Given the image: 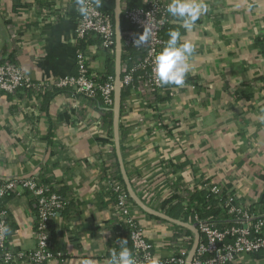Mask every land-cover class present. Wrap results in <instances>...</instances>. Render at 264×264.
Segmentation results:
<instances>
[{
  "label": "crops",
  "instance_id": "0c3cea01",
  "mask_svg": "<svg viewBox=\"0 0 264 264\" xmlns=\"http://www.w3.org/2000/svg\"><path fill=\"white\" fill-rule=\"evenodd\" d=\"M65 1L0 0V63L16 61L35 82L77 74L75 13L59 19L60 12L51 10ZM135 1L143 6L147 0ZM198 2L207 11L191 31L176 19L165 31L166 40L175 30L180 33L178 45H192L185 77L188 87L166 85L163 93L149 99L131 91L121 96V157L114 111L102 102L89 103L73 90L44 95L37 102L40 106L31 95L0 94V181L38 177L45 170L68 201L51 223L63 257L49 264H82L84 259L107 264L108 246L116 238L112 229L116 209L103 197L106 167L121 176L132 199L125 170L138 197L164 215L169 208L164 203L175 197L171 176L189 191L201 180L208 181L225 186L251 207L264 204V0ZM126 7V0H121L122 13ZM87 48L92 72L108 74L111 59L116 69V49L111 56L97 44ZM126 59L122 46L121 72ZM58 146L61 161L55 159ZM132 201L136 220L157 246L158 255L170 254L176 230L188 236L180 241L194 236ZM4 205L11 247L34 250L35 202L18 188ZM231 264H264V253L242 254Z\"/></svg>",
  "mask_w": 264,
  "mask_h": 264
},
{
  "label": "built area",
  "instance_id": "2783aa9c",
  "mask_svg": "<svg viewBox=\"0 0 264 264\" xmlns=\"http://www.w3.org/2000/svg\"><path fill=\"white\" fill-rule=\"evenodd\" d=\"M100 0H85L89 15L82 16L78 11L77 0H66L63 5H53L58 10L59 19L68 18L75 13V38L77 74H71L54 82H35L27 77L16 61L0 63V94L17 98L27 94L38 100L47 93L73 90L89 101H96L113 112L115 99V77L97 74L90 70L88 48L81 49V42L99 40L98 47L113 56L116 49L115 23L113 17L102 12ZM166 0H147L140 7L126 12V19L132 27L123 35V49L127 57L122 67L120 90L141 94L144 99L164 90L154 77V58L165 47L163 31L174 18L167 12ZM143 34L145 42L135 45V40ZM135 52L136 55L131 51ZM180 88L188 87L184 81ZM37 106H40L38 103ZM55 148V159L61 161L62 147ZM103 197L113 203L115 216L112 229L116 238L107 249V260L112 250L120 251V240H127V247L136 264H187L195 245V235L188 241H180L185 234L176 230L170 239V254L162 257L157 246L145 234L136 220V208L118 174L105 172ZM170 187L174 204L180 203L190 215H183L179 221L194 226L199 235V243L191 264H231L242 254L264 253V204L254 207L223 185L208 181L198 182L196 189L189 191L188 186L171 176ZM18 188L24 189L37 206L35 222L36 248L32 251L16 250L11 247L9 213L4 199L16 195ZM189 194L187 195L186 194ZM205 193V204L193 200L196 194ZM216 201L215 203H213ZM68 201L61 195L59 185L53 183L47 171L29 179L0 181V264H49L62 260L63 252L54 241L51 223L67 208ZM222 210L219 216L209 214ZM7 229V231H5ZM186 236V235H185ZM188 236H186L187 239ZM186 242L187 245L182 244Z\"/></svg>",
  "mask_w": 264,
  "mask_h": 264
},
{
  "label": "clouds",
  "instance_id": "9594fccd",
  "mask_svg": "<svg viewBox=\"0 0 264 264\" xmlns=\"http://www.w3.org/2000/svg\"><path fill=\"white\" fill-rule=\"evenodd\" d=\"M78 11L82 16L89 15V8L85 0H77ZM99 6V3L98 5ZM207 11L206 6L198 0H171L167 6V12L176 20L182 22V26L191 31L195 21ZM169 39L163 50L154 58V77L159 85L182 86L188 72V57L192 53V45L184 43L178 45L180 33L170 31ZM145 42L143 34L135 40V45L140 46ZM7 231V229L5 230ZM127 240H120V251L112 250L107 264H136L131 251L127 247ZM82 264H92L89 259H84Z\"/></svg>",
  "mask_w": 264,
  "mask_h": 264
},
{
  "label": "water",
  "instance_id": "95a60500",
  "mask_svg": "<svg viewBox=\"0 0 264 264\" xmlns=\"http://www.w3.org/2000/svg\"><path fill=\"white\" fill-rule=\"evenodd\" d=\"M121 20H122V9H121V0H116L115 5V36H116V72H115V99H114V124H115V138H116V146H117V152L121 157L120 152V142H119V112H120V100H121V90H120V84H121V51H122V26H121ZM121 159V158H120ZM121 166L123 167V163L121 160ZM124 168V167H123ZM123 176L126 182L127 189L129 193L132 196V199L135 201V203L145 212L148 214L154 215L156 217L163 218L167 221H170L172 223H175L176 225L185 227L189 229L194 235H195V245L189 255L187 264H191L194 255L196 253L198 243H199V235L198 231L194 226L188 225L186 223H183L179 220L172 219L168 217L167 215L160 214L151 208H149L134 192L132 186L130 185V182L126 176L125 170H123Z\"/></svg>",
  "mask_w": 264,
  "mask_h": 264
},
{
  "label": "trees",
  "instance_id": "16d2710c",
  "mask_svg": "<svg viewBox=\"0 0 264 264\" xmlns=\"http://www.w3.org/2000/svg\"><path fill=\"white\" fill-rule=\"evenodd\" d=\"M127 2V7L126 10L122 13V20H121V26H122V31L126 32L127 30L131 29L132 27L129 25L127 19H126V12L136 9V8H140L142 6L138 5L137 2L135 0H126ZM99 8L102 12L109 14L113 17L114 23H115V0H100L99 2ZM169 27V24L167 25V27L164 29L163 31V37L165 42L166 37H165V31L166 29ZM99 40H91L88 41L87 43L85 41L81 42V49L85 50L88 46L93 45V44H97L99 45ZM264 49V48H263ZM134 54L135 52L133 51V49L131 50ZM125 58V57H124ZM13 61V60H11ZM108 65H109V73L106 74V76H113L115 75V70H114V60L111 59L110 61H108ZM166 88V85L164 86V90ZM159 91L158 94L160 95L161 93H163V91ZM49 93L45 94L48 95ZM129 91H122V98L125 97V95H128ZM105 172H109L108 168H105ZM119 180L123 183V179L121 178V176L119 177ZM194 201H197L199 203V205H204L205 204V193H200V194H196L193 197ZM174 199L172 200H167L164 203V206H169V208L166 211V214L174 219H181L183 215L189 216L190 215V210L189 209H184V207L178 203L176 205H173ZM216 201H214L213 203H215ZM222 210H214L211 211L209 214L214 215V216H219Z\"/></svg>",
  "mask_w": 264,
  "mask_h": 264
}]
</instances>
